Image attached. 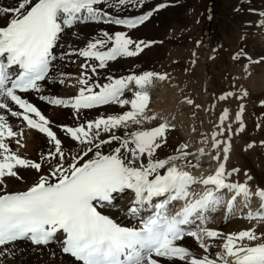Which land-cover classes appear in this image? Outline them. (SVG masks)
I'll list each match as a JSON object with an SVG mask.
<instances>
[{"label": "snow or ice", "instance_id": "snow-or-ice-1", "mask_svg": "<svg viewBox=\"0 0 264 264\" xmlns=\"http://www.w3.org/2000/svg\"><path fill=\"white\" fill-rule=\"evenodd\" d=\"M146 3L14 0L12 5H0V264L25 245L40 250L55 245L72 258L68 264H264V233L257 234L255 227L237 233L207 227L211 213L223 210L225 220L232 219L254 198L260 201L259 209L249 210L245 218L264 222V185L253 191L247 183L230 179L238 169L227 168L235 134L231 121L243 131V105L234 113L224 108L216 130L193 151L187 142L170 144L175 126L151 109V89L166 75L142 70L120 77L107 75L106 82L98 78L109 62L137 57L153 43L129 35L168 6L162 2L140 12ZM129 9L139 14L121 15ZM90 23L110 25L113 31L101 29L99 35L85 37L82 47L75 41L65 47L64 36L79 40V26ZM57 48L64 51L57 55ZM72 56L83 60L76 94L43 95L45 84L55 82L50 73L56 62ZM246 57L241 49L232 59L243 64ZM27 93L72 109L78 120L82 112L93 109L126 110L75 126L53 125ZM246 96V91L241 95L228 91L217 100ZM260 106L264 107V100ZM146 122L155 123L145 128ZM54 127L79 149L73 152V145H65ZM25 128L46 138L49 147L38 160L19 151L26 147ZM120 129L125 131L117 135ZM166 147L171 153L161 157L159 152ZM205 166L214 171L204 173ZM29 170L37 174L31 184L24 190H7L6 178L24 180ZM126 196L128 201L119 205ZM112 209L123 213L128 223L115 219ZM188 238L203 250L202 255L184 243Z\"/></svg>", "mask_w": 264, "mask_h": 264}, {"label": "rangeland", "instance_id": "rangeland-1", "mask_svg": "<svg viewBox=\"0 0 264 264\" xmlns=\"http://www.w3.org/2000/svg\"><path fill=\"white\" fill-rule=\"evenodd\" d=\"M249 2L250 0H185V4L182 5L179 1H166L167 5L172 7L164 8V10L162 9L157 12L151 18L152 22L150 24L152 29L161 27L163 30L160 32L155 30L153 34L152 32L149 34L147 33V36L144 35L145 37L143 33L142 35H130L134 40L153 42L151 46L145 48L137 57L126 58L129 61L131 60L129 63L130 67L128 68L123 67L118 59L115 64H108V67L104 69V74L101 79L104 80L103 78L107 75L119 77L120 75H127L131 72H140L142 70L155 71L166 75L167 79L165 81H157L155 87L151 89V102L155 104L152 103L151 109L155 113L161 112L160 110L163 108H170L171 106L174 107L177 105H169L168 102L165 101L168 97L173 99L175 94L174 85H179L181 88H184V90H180V92H187L182 99L184 101L181 102V107H185V111L181 110L177 112V107H174L176 108L175 110L172 107V109H166L169 122L175 126L174 130L170 133L169 143L175 145L180 142H187L192 145L193 151H195L196 146L202 145L205 136L208 134L210 135L212 131L216 130V126L219 124L218 117L222 114L224 108H228L230 113H234L239 111V105H243V131H239L238 125L234 120L231 121V127L235 134L231 135L230 158L227 161V168L229 170L234 168L239 170V172L234 174L230 179L236 182H245L251 188L255 187L254 190H256L258 186L264 185V117H262L260 113H254L248 108L252 104L256 105V100L251 101V99H247V97L242 99V101L246 100L244 102L237 99H230L227 102H220L217 100L220 94L228 91L240 95L239 92L241 91V87L239 82L241 81L240 83L242 85L245 84L241 77L239 82L233 79L235 68H238V65L243 66L241 63H233L232 56L237 53L240 48L244 50L242 46V40H244V38L242 35L245 34V31L240 28L237 24L238 20L234 19L232 14L235 10L240 9L243 4H245V8L251 7ZM13 3L14 1L12 0L8 5H12ZM155 3L156 2L153 3L154 6H151L152 8L158 5ZM177 8H180V11L177 12L176 15L170 13ZM245 12H247L246 9ZM125 16L130 15L125 14ZM209 17H211V19ZM261 24V20H259L255 25ZM102 25L105 27L102 26L100 30H111L110 25ZM98 34H100V31ZM73 61H76V59H71L70 62L73 66H77V62L73 63ZM250 62L249 59H245L243 63L246 64L245 68H250L254 65L253 61V63ZM203 74H205L206 80L205 88H203L201 84ZM75 79L73 80V82L75 81L74 84L77 83V79ZM67 84L68 83L65 81V83H60V86L63 88ZM157 84L164 86L161 91V96L158 95L159 97L155 96L153 93V90L159 89ZM181 96L183 97V94ZM34 99L36 98L34 97ZM189 99L193 101L192 105L187 103ZM247 100H249V102H247ZM178 103H180V101ZM156 105L160 107L156 109L158 107ZM196 105H201V107L196 108ZM124 110L126 109L112 106L108 109L104 108L90 113L84 112L80 115L81 119L79 120L76 116L72 117L76 122L71 125L75 126L77 123L90 118L95 119L100 115L116 114ZM170 115L171 117H169ZM82 116L85 117L84 120ZM154 123L155 122H146L144 127H152ZM173 132H176L177 136H173ZM122 133L121 131H117L116 134L121 135ZM105 137L107 138V134ZM173 138L176 140H172ZM221 139H223V137H221ZM170 153L171 148L166 147L159 152V155L163 157ZM34 160L38 159L35 157ZM249 176L252 178L251 180L247 179ZM10 189L11 188H9V190ZM13 190L20 191L23 189L14 188ZM254 202L256 201L251 202L249 208H244L243 212L251 210L252 205L259 207V204H257L258 202ZM228 221L236 223L243 222L239 214ZM228 221L225 220L227 224ZM214 223L215 219H213L207 227L210 228ZM260 223V228H264V222ZM218 225H216V227ZM257 226L258 225L253 224L241 228L240 231L248 230L253 227L257 229ZM262 231L264 232V229ZM237 232H239V230H235L234 233ZM258 242L259 241L256 243ZM199 248L200 247H198L195 242L193 250Z\"/></svg>", "mask_w": 264, "mask_h": 264}, {"label": "bare ground", "instance_id": "bare-ground-1", "mask_svg": "<svg viewBox=\"0 0 264 264\" xmlns=\"http://www.w3.org/2000/svg\"><path fill=\"white\" fill-rule=\"evenodd\" d=\"M166 1H169V0H148V3H146L144 5V8L140 9L139 11L140 12L146 11V9L151 7L154 2H156L155 4H160V3L166 2ZM173 1H179L182 5L185 4V0H173ZM11 2H12V0H0V5L7 6ZM249 4L251 5V7L245 8V4L241 5V8L235 10L236 12L234 11L235 14L233 12L232 16L234 19L238 20L237 24L240 26L241 29H243V31H245L244 32L245 34L242 35L244 38V40H242L243 41L242 46L244 47V51L247 53L246 60L249 59L251 61L250 63L254 62V65L250 68H245L246 64H242L243 66L238 65V68L237 67L235 68V75L233 74L234 78L233 77L232 78L234 79V81H238V82L242 78V80L245 84L242 85L240 83L241 81L239 82L240 87H241V89H240L241 91L239 92L240 95L246 91L247 92V96H246L247 99L250 98L251 101L256 100V102H255L256 105L252 104L248 108L252 112L260 113L262 115V117H264V107L260 106V101L264 100V59H261L262 57H264V14H262V13H264V0H250ZM180 8H177L175 11L173 9H171L173 11H171L170 13L173 15H176L177 12L180 11ZM245 9L247 10V12H245ZM125 14L130 15V16H134V15L139 14V12L129 9V10H125L124 12L121 13V15H123V16H125ZM261 17H263V18H261ZM259 20H261L262 24L261 25H255L256 22H258ZM151 22H152V20L150 19L144 25H141L137 29H134L131 32H129V35H142V33H143V36L144 35L147 36V33L149 34L152 32V34H153L155 32V30L158 32L163 30V29H161V27H159L158 29H155V28L152 29V27L150 26ZM102 26H103L102 23H100V24L90 23L87 25H81V26H79V30H80L82 35H81V38L79 40H76L74 37H72L69 34V35L64 36L62 43H64L65 47H67L68 43L75 41V45L77 47H82L84 42H85L84 38L85 37L91 38L93 35H99L98 32L100 31V28ZM112 29L113 28H111V30H109V31H112ZM152 36H154V35H152ZM240 50H241V48L237 52H239ZM62 51H64V48H57L56 54L59 55ZM71 59H76L77 66H73L71 64V62H70ZM118 60H119V63L123 67H125V68L130 67L129 63L131 60L129 61L126 58H118ZM116 61L117 60L109 62V65L115 64ZM82 62H83L82 58H77L75 56L69 57L68 59H66L63 62L58 60L56 62V65H57L56 68L53 70L52 73H50L51 75L55 76V82L46 83L44 86V91L42 94L45 96H54V97L57 96V98H68V97L74 96L76 94L78 85H77V83L74 84L75 81L73 82V80L75 78L76 79L78 78L79 73L81 72L80 63H82ZM233 63H237V62L233 61ZM195 72H196V70H195ZM58 73H66L68 75L66 77L62 78L59 75H57ZM103 74H104V69L100 70V76L98 78L101 80V82H106L105 80L101 79ZM193 74H194V72H193ZM199 78H200V75H199ZM61 79L65 80L66 83H68L63 88L58 83V81H60ZM201 79H202V82H201L202 87L205 88L204 87L206 85L205 74L202 75ZM65 81H64V83H65ZM158 87H159V89L153 90V93L155 96H158V95L161 96L162 88H164V86L160 85V84L158 85ZM173 88L175 89L174 96L172 94L173 99L168 97V98H166L165 101L168 102L169 105L170 104H177L176 106H174V107L178 108L177 112H180L181 110L185 111V107L184 108L181 107L182 106L181 102L184 101L182 99L184 98V95L187 92L186 91L180 92V90H184V88H181L179 85H174ZM155 93H157V94H155ZM170 93H172V92H170ZM182 94H183V97L181 96ZM39 95L40 94L33 95L32 93H27L26 97L28 99H30V101L39 108V110L42 112L43 115H45V117L47 119L52 121L53 125L67 124L69 126H72L71 124L76 122L72 118L75 116L73 114L72 109L64 108V107H60V106H54V105L50 106L46 101L40 100ZM129 95L131 96V94H129ZM34 97L36 99H34ZM157 99H159V98H157ZM249 100H247V102H249ZM179 101L181 104L178 103ZM202 101H204V100H202ZM244 101H246V100H243L242 102H244ZM152 103L153 102H151V106L154 104V103L153 104ZM163 103H165V102H163ZM156 106H158V105H156ZM156 106H154V107H156ZM159 107L160 106H158L156 109H158ZM171 107L170 108L168 107L165 109L163 108L160 110L161 112H158V113L167 116L166 109H172V108L174 110L176 109L174 107H172V108ZM108 108H110V107H108ZM179 108H181V109H179ZM100 109H104V108H99L97 110H100ZM90 112H93V110H90ZM169 117H171V115ZM79 119H81V118L79 117ZM84 119L85 118H83V120ZM87 120H90V119H87ZM16 123L20 124L19 121H16ZM21 127H23V125H21ZM54 130L58 133L60 138L64 141L65 145H73V149H72L73 152H75L79 149V145H76L74 141H71L68 137L64 136V134L60 131L59 128L54 127ZM24 131H25V137H24L22 142L25 143L26 147L23 149H19V151L21 152V154L26 155L31 159H34L35 157L37 159H39L40 153L42 151H46L49 147L47 145L46 138L44 136H42V134L38 133L37 131L28 130L26 128L24 129ZM118 131L124 132L125 130L120 129ZM172 134H173V136H177L176 132H173ZM207 136H209V134ZM104 138H106V137H104ZM172 140H176V139L173 138ZM11 146L14 149L18 148V145H16L14 142L12 143ZM105 151H107V149H105ZM208 151H210V149ZM69 159H70V157H69ZM203 159L206 160L207 158L205 157ZM47 167H48L47 165H45V167H44L45 173L47 172ZM21 171L24 172V170H21ZM201 171H203L204 173H206L207 171L211 172V171H214V168H208L207 166H205ZM36 175L37 174L34 171L29 170L28 172L25 173V179L24 180H16L15 178H6L7 179V190L8 191H19V190H13L14 188H20V189L24 190V188L26 187L27 184H31L32 180L35 178ZM9 188H11V189L9 190ZM254 188L255 187L252 188L253 191H255ZM128 199H129V197L126 196V199L123 202L119 203V205L125 204L128 201ZM253 201L258 202L257 204L260 205V201L258 199L254 198ZM256 202H254V203H256ZM255 209H256V207L252 205L251 211H254ZM116 213H117L116 209L111 210V214L114 215L115 219H117L118 221L123 219L124 223H126V224L128 223V220H126V217H124L123 213H119V214H116ZM242 215H244L243 222H239V223L232 222L231 224H229L230 222H228V224H227L225 222V219L224 220L221 219L222 218V215H221V217L218 219L219 221H215V225L212 226L211 229H218V230L222 231L223 233H234L235 230L240 231V229L243 227H248V226L255 224V225H258L257 226L258 228L256 229L257 233H264L262 231L264 228H262V227L260 228V226H261L260 222H257V221L256 222H254V221L248 222V220L245 218L246 214L244 213ZM226 221H228V220H226ZM216 225H218V226L216 227ZM184 243L190 248H192L194 245V241L189 239V238L186 239L184 241ZM58 251H59V249L55 245H53L51 248H46L43 250L35 249L31 246L25 245L24 247L20 248L19 250H16L14 255H9L8 257H6L5 262H6V264H68V262L70 260L67 257L62 256ZM213 251L214 252L218 251V249H213ZM53 252H55V255H52ZM193 252L196 255H202L203 254V250L201 248H199Z\"/></svg>", "mask_w": 264, "mask_h": 264}]
</instances>
